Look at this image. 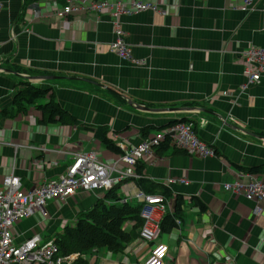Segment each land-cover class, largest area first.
Instances as JSON below:
<instances>
[{
  "label": "crops",
  "instance_id": "0c3cea01",
  "mask_svg": "<svg viewBox=\"0 0 264 264\" xmlns=\"http://www.w3.org/2000/svg\"><path fill=\"white\" fill-rule=\"evenodd\" d=\"M136 1L168 8L167 16L148 11L121 17L133 57L144 61L139 66L110 51L115 36L109 15L58 19L55 12L67 0H0V187L12 168L26 191L57 179L73 162L52 152L57 148L116 159L96 139L97 132L126 150L171 123L189 122L197 137L214 147V157L201 159L169 147L142 164L156 195L170 192L163 196L168 201L163 216L174 213L178 197L184 201L180 223L157 240L168 246L165 264H264V202L258 213L255 202L224 189L248 182L239 178V168L264 166V73L242 91L248 80L238 56L264 48V0H251L247 11L241 9L243 0ZM35 12L42 16L36 18ZM26 83L52 90L77 123L42 126L35 107L15 119L5 117ZM257 177L264 181V173ZM181 178L189 184L168 183ZM137 190L135 182H127L119 194ZM105 194L78 192L64 203L50 202L47 220L37 216L16 224V243L35 234L54 241L58 228L75 223L78 213ZM26 221L32 224L24 226ZM133 226L126 223L124 229ZM149 250L136 239L123 253L94 250L82 258L88 264H143Z\"/></svg>",
  "mask_w": 264,
  "mask_h": 264
},
{
  "label": "built area",
  "instance_id": "2783aa9c",
  "mask_svg": "<svg viewBox=\"0 0 264 264\" xmlns=\"http://www.w3.org/2000/svg\"><path fill=\"white\" fill-rule=\"evenodd\" d=\"M251 0H243L241 9H250ZM0 2V12L3 9ZM264 12V1L263 8ZM151 11L167 16L168 8L151 2L125 0L110 3L97 0H67L65 6L56 10L58 19H65L78 13H94L109 15L113 25L114 40L109 45L110 51L124 61L134 65H143L144 61L135 59L131 46L127 43L125 32L120 22L121 17L131 16L141 12ZM42 13L35 12L39 18ZM238 56L245 63L244 75L248 82L242 88L245 91L249 85L261 81L264 73V48L252 47L238 52ZM1 71V70H0ZM168 143L170 147L184 151L189 155L201 159L211 158L216 155L214 147L202 142L196 134L195 127L189 122L172 124L137 146L122 149L123 154L114 160L105 161L98 153L71 152L64 149L52 152L70 156L73 160L64 174L57 179H50L30 189L24 190L22 181L16 175L15 168L3 178L0 187V264H76L82 259L80 254L61 256L54 241H44L42 235L35 234L22 243H16V224L22 220L37 216L49 218L47 205L50 202L64 203L78 192L106 193L119 184L136 182L145 178L137 171L138 165L147 162L156 154V150ZM44 153L51 152L47 148H35ZM239 178L249 179L225 184L227 192L243 195L248 201L255 202L256 212L262 211L259 204L264 202V181L257 176L241 173ZM169 184L188 185L186 179L169 180ZM136 201L141 207L140 218L142 226L139 229V240L150 246L149 254L143 264H165L168 255V246L157 243L161 234V221L168 201L160 195H150L141 190L135 193L126 192L120 200L121 204ZM47 220V219H46ZM178 224L179 220L176 221Z\"/></svg>",
  "mask_w": 264,
  "mask_h": 264
},
{
  "label": "trees",
  "instance_id": "16d2710c",
  "mask_svg": "<svg viewBox=\"0 0 264 264\" xmlns=\"http://www.w3.org/2000/svg\"><path fill=\"white\" fill-rule=\"evenodd\" d=\"M44 100H47V102L44 105H40V102ZM13 105V112H3L5 117L9 116L15 119L18 115H26L31 107H35L43 116L39 122L42 126L54 124L71 126L77 123L56 102L52 90L43 89L29 83L23 84L22 90L17 93L13 100ZM181 122L185 123V121ZM172 124L175 123L170 125ZM95 137L101 141L107 150L116 155L123 154V150L116 146L106 133L99 134L97 132ZM169 147V144L166 143L161 145L156 152H159V150L166 151ZM239 170L243 171V173L257 176L264 173V166L249 169L239 168ZM137 171L139 174H143V166L141 164L138 165ZM135 183L141 191L156 195L155 186L144 178L137 180ZM147 185H149V188ZM120 188L121 184L106 192L104 198L99 199L93 208L86 212L78 213L74 224L65 226L62 233L54 235V242L61 256L72 254L83 256L91 254L94 250L102 249H106L111 254H120L139 238V229L142 226L140 218L141 207L131 202L121 204ZM169 193L167 189H162L160 195L166 197ZM183 203V199L178 197L174 206V213L163 216L161 233L168 234L177 227L176 220H179L181 216ZM198 205L202 211L206 210V206L202 202L198 201ZM128 222H133L134 229L132 232H127L123 228L124 224ZM76 264L88 263L82 258L77 260Z\"/></svg>",
  "mask_w": 264,
  "mask_h": 264
},
{
  "label": "rangeland",
  "instance_id": "374dc122",
  "mask_svg": "<svg viewBox=\"0 0 264 264\" xmlns=\"http://www.w3.org/2000/svg\"><path fill=\"white\" fill-rule=\"evenodd\" d=\"M177 150V149H176ZM177 151H180V150H177ZM181 152H183V151H181ZM38 220H40V221H42V219H40V218H37ZM32 221H34L33 219H32ZM46 225H47V221H45L44 222ZM128 223H132L133 224V222H128ZM32 223H30L29 221H26L25 223H24V226H29V225H31ZM71 224H74V223H71ZM71 224H67V225H71ZM66 225V226H67ZM124 228V227H123ZM133 229H134V226H133V228H131L130 229V231H128V230H126V229H124L125 231H127V232H132L133 231ZM62 231L63 230H60L59 228L54 232V235H56V234H60V233H62ZM54 235H52L51 237H54ZM161 237H163V235L161 236ZM100 253H102L103 255H105V254H108V253H110V252H108L106 249H102V250H100ZM96 255V254H95ZM115 257H118V256H115Z\"/></svg>",
  "mask_w": 264,
  "mask_h": 264
},
{
  "label": "water",
  "instance_id": "95a60500",
  "mask_svg": "<svg viewBox=\"0 0 264 264\" xmlns=\"http://www.w3.org/2000/svg\"><path fill=\"white\" fill-rule=\"evenodd\" d=\"M50 79H57V78H50ZM262 142H264V138H260Z\"/></svg>",
  "mask_w": 264,
  "mask_h": 264
}]
</instances>
